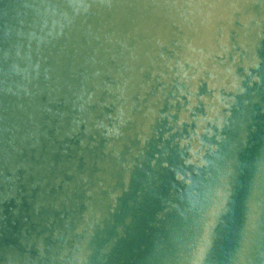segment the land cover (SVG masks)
<instances>
[{"label":"water","instance_id":"water-1","mask_svg":"<svg viewBox=\"0 0 264 264\" xmlns=\"http://www.w3.org/2000/svg\"><path fill=\"white\" fill-rule=\"evenodd\" d=\"M0 264H264V0H0Z\"/></svg>","mask_w":264,"mask_h":264}]
</instances>
